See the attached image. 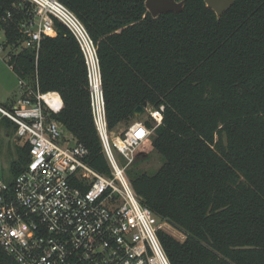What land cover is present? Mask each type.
Segmentation results:
<instances>
[{
	"label": "trees",
	"instance_id": "16d2710c",
	"mask_svg": "<svg viewBox=\"0 0 264 264\" xmlns=\"http://www.w3.org/2000/svg\"><path fill=\"white\" fill-rule=\"evenodd\" d=\"M60 1L97 46L109 128L135 119L139 105L165 107L160 125L146 121L153 131L134 161L149 146L163 164L127 174L142 204L186 235L158 231L170 263L264 264V0H234L220 17L205 0H184L181 12L158 17L145 0ZM10 10L14 19L0 21V30L16 49L31 4L0 0V16ZM53 22L54 34L37 51L14 53L9 67L31 87L60 93L55 119L89 149L88 163L108 174L83 51L63 22ZM0 127L15 130L6 118ZM27 151L25 144L11 162L12 177ZM0 264L15 262L1 251Z\"/></svg>",
	"mask_w": 264,
	"mask_h": 264
},
{
	"label": "built area",
	"instance_id": "2783aa9c",
	"mask_svg": "<svg viewBox=\"0 0 264 264\" xmlns=\"http://www.w3.org/2000/svg\"><path fill=\"white\" fill-rule=\"evenodd\" d=\"M27 2L31 10L18 26L22 41L13 49L5 39L0 53L9 60L23 48L37 51L54 34V18L72 31L86 60L92 117L110 171L94 169L89 149L55 119L64 107L60 93L20 79L21 96L0 101V120L11 121L28 145L20 173L0 175V252L15 264H171L158 236L162 223L170 224L142 204L126 171L152 130L142 121L118 134L109 128L98 50L86 26L60 0ZM20 7L13 4L14 11ZM13 19L12 10L0 16ZM164 109L145 111L157 126Z\"/></svg>",
	"mask_w": 264,
	"mask_h": 264
},
{
	"label": "rangeland",
	"instance_id": "374dc122",
	"mask_svg": "<svg viewBox=\"0 0 264 264\" xmlns=\"http://www.w3.org/2000/svg\"><path fill=\"white\" fill-rule=\"evenodd\" d=\"M5 34L3 30H0V42L5 41ZM6 51L0 53V101L4 102L6 99H17L21 96V84L16 75V73L9 67L8 58L6 57ZM136 118L128 121L120 123L117 127H115L112 131L116 134L126 130L130 127L134 122L142 121L146 123V121H150L154 125L156 122L151 120L149 110L144 111L142 114H135ZM150 128V127H149ZM65 132L67 131L66 128ZM153 131V128H150ZM68 132V131H67ZM150 138V137H149ZM149 138L146 140L148 142ZM25 139L19 138L16 136L15 131L13 129H5L0 127V172H4L5 175H9L10 172V164L13 160H17L20 157V150L25 145ZM144 145V144H143ZM143 145L139 146L140 148ZM137 148L136 153L140 148ZM135 153V157L136 154ZM28 156V151H27ZM122 159V158H121ZM139 163L133 161L130 165L127 166V169H137L141 171H148L149 173H154L162 164L163 158L160 154H158L152 147L146 146L143 151L140 152ZM122 164H125V161L122 159ZM135 163V164H134ZM126 169V171H127ZM171 225V224H170ZM167 225L162 223V230L173 235L175 238L179 240H183V234L177 230L172 225Z\"/></svg>",
	"mask_w": 264,
	"mask_h": 264
},
{
	"label": "water",
	"instance_id": "95a60500",
	"mask_svg": "<svg viewBox=\"0 0 264 264\" xmlns=\"http://www.w3.org/2000/svg\"><path fill=\"white\" fill-rule=\"evenodd\" d=\"M205 2L207 7L214 10L217 16L220 17L234 3V0H205ZM145 6L153 17H158L168 12H181L184 9L185 1L145 0ZM144 111L145 107L139 105L135 108L134 113L140 115Z\"/></svg>",
	"mask_w": 264,
	"mask_h": 264
},
{
	"label": "crops",
	"instance_id": "0c3cea01",
	"mask_svg": "<svg viewBox=\"0 0 264 264\" xmlns=\"http://www.w3.org/2000/svg\"><path fill=\"white\" fill-rule=\"evenodd\" d=\"M6 100H8V99H6Z\"/></svg>",
	"mask_w": 264,
	"mask_h": 264
}]
</instances>
